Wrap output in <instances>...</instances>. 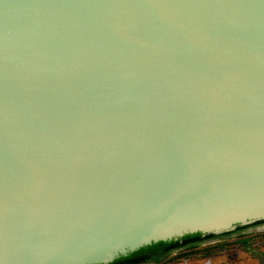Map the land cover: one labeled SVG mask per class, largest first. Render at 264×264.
Here are the masks:
<instances>
[{"label":"water","instance_id":"obj_1","mask_svg":"<svg viewBox=\"0 0 264 264\" xmlns=\"http://www.w3.org/2000/svg\"><path fill=\"white\" fill-rule=\"evenodd\" d=\"M260 221L264 0H0V264Z\"/></svg>","mask_w":264,"mask_h":264},{"label":"rangeland","instance_id":"obj_2","mask_svg":"<svg viewBox=\"0 0 264 264\" xmlns=\"http://www.w3.org/2000/svg\"><path fill=\"white\" fill-rule=\"evenodd\" d=\"M142 264H264V223L212 238Z\"/></svg>","mask_w":264,"mask_h":264},{"label":"trees","instance_id":"obj_3","mask_svg":"<svg viewBox=\"0 0 264 264\" xmlns=\"http://www.w3.org/2000/svg\"><path fill=\"white\" fill-rule=\"evenodd\" d=\"M259 223H264V221L256 222L253 224H259ZM244 228L245 226L237 227L231 232L222 233L220 235H205L201 237L200 234L195 233V234L185 235L175 241L157 242L139 248L136 251L127 254L126 256H121L119 258H116L109 264H141L148 262H156L160 258L166 256L167 254L173 251L182 248L193 247L205 239L222 237L229 233H239Z\"/></svg>","mask_w":264,"mask_h":264},{"label":"flooded vegetation","instance_id":"obj_4","mask_svg":"<svg viewBox=\"0 0 264 264\" xmlns=\"http://www.w3.org/2000/svg\"><path fill=\"white\" fill-rule=\"evenodd\" d=\"M241 231H242V230H241ZM241 231H240V232H241ZM201 237H203V236H201ZM216 238H218V237H216ZM211 239H212V238H211ZM207 240H210V239H205V240H203V241H207ZM203 241H201V242H203ZM141 264H142V263H141Z\"/></svg>","mask_w":264,"mask_h":264}]
</instances>
